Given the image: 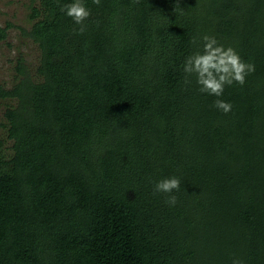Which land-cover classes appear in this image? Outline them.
<instances>
[{
    "label": "trees",
    "instance_id": "1",
    "mask_svg": "<svg viewBox=\"0 0 264 264\" xmlns=\"http://www.w3.org/2000/svg\"><path fill=\"white\" fill-rule=\"evenodd\" d=\"M72 2L22 29L40 80L0 84V264H264V0H83V33ZM204 35L255 65L228 114L185 82Z\"/></svg>",
    "mask_w": 264,
    "mask_h": 264
},
{
    "label": "clouds",
    "instance_id": "2",
    "mask_svg": "<svg viewBox=\"0 0 264 264\" xmlns=\"http://www.w3.org/2000/svg\"><path fill=\"white\" fill-rule=\"evenodd\" d=\"M93 3L99 6L101 0H93ZM178 8L181 10L179 0H177L175 12ZM60 11L79 25V31L83 33L84 22L91 15L83 0H74L72 3L65 4ZM202 39V51L189 55L182 65L185 82L190 83L189 77L195 76L199 91L217 97L213 106L222 113L228 114L232 110V105L219 99L223 96L225 86L233 84L243 86L246 83V77L255 72V65L244 62L233 48H225L215 37L204 35ZM192 43L195 44L196 40L194 39ZM180 184L181 181L177 177L163 179L155 184L154 193L168 194L166 202L170 206H175L177 197L172 193L180 190ZM232 264H243V261L233 258Z\"/></svg>",
    "mask_w": 264,
    "mask_h": 264
},
{
    "label": "rangeland",
    "instance_id": "3",
    "mask_svg": "<svg viewBox=\"0 0 264 264\" xmlns=\"http://www.w3.org/2000/svg\"><path fill=\"white\" fill-rule=\"evenodd\" d=\"M39 9L37 16L34 8ZM43 16L40 0H0V27L7 28L6 35L0 37V84L11 88L18 77L17 64L22 60L35 80H40L37 68L41 60V50L32 38L23 34L22 29L30 31L34 23ZM11 23V27L7 24ZM20 76V75H19ZM10 100H0V140L6 141L7 130L4 113ZM7 146L12 140L6 141Z\"/></svg>",
    "mask_w": 264,
    "mask_h": 264
}]
</instances>
